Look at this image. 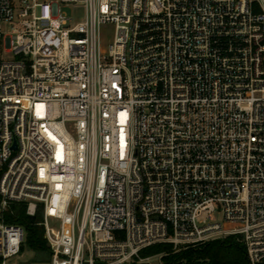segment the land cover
<instances>
[{"label":"built area","instance_id":"obj_1","mask_svg":"<svg viewBox=\"0 0 264 264\" xmlns=\"http://www.w3.org/2000/svg\"><path fill=\"white\" fill-rule=\"evenodd\" d=\"M0 45V264L17 204L46 264L230 237L264 264V0H0Z\"/></svg>","mask_w":264,"mask_h":264},{"label":"trees","instance_id":"obj_2","mask_svg":"<svg viewBox=\"0 0 264 264\" xmlns=\"http://www.w3.org/2000/svg\"><path fill=\"white\" fill-rule=\"evenodd\" d=\"M4 219L7 225L21 226L25 229L27 238L25 246L22 248V254L27 247L35 254L33 263L46 264L50 261V252L44 237V230L38 226L41 220L40 213L37 214L35 221L32 222L27 215V204H17L13 205L5 213ZM155 247L157 255L166 254L163 258L165 264H198L206 262L248 264L245 247L238 242L236 237L209 242L203 246L182 250L178 253L173 251L172 245L163 244Z\"/></svg>","mask_w":264,"mask_h":264},{"label":"rangeland","instance_id":"obj_3","mask_svg":"<svg viewBox=\"0 0 264 264\" xmlns=\"http://www.w3.org/2000/svg\"><path fill=\"white\" fill-rule=\"evenodd\" d=\"M69 14L71 15V11H68ZM84 11H77L75 13V18H74V24L82 22L84 20ZM16 22H18L17 18L15 19ZM13 28L10 25H3V33L5 35H10L12 32ZM102 40L105 44H108L112 41L113 38V29L110 27H106L103 29L102 32ZM13 57V55L11 54H6L4 51V46L0 45V61L2 60H9ZM221 216H217L216 218V222L220 223L221 222ZM119 238L121 239V237L119 236ZM174 251V249H173ZM175 252V251H174ZM166 256V254H156V247L154 248H150L147 249L146 251H144L143 253L140 254L139 259L142 260V264H165V261L163 260V258ZM35 258V254L29 249V248H25L24 253L17 258L16 261L18 264H39V263H33V260ZM138 259V260H139Z\"/></svg>","mask_w":264,"mask_h":264},{"label":"water","instance_id":"obj_4","mask_svg":"<svg viewBox=\"0 0 264 264\" xmlns=\"http://www.w3.org/2000/svg\"><path fill=\"white\" fill-rule=\"evenodd\" d=\"M16 148V146L14 147V149ZM30 220L32 221V222H34L35 221V218H30Z\"/></svg>","mask_w":264,"mask_h":264}]
</instances>
